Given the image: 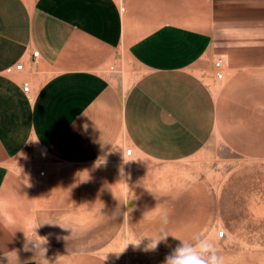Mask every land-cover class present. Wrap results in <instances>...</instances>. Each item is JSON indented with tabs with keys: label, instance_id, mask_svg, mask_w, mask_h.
<instances>
[{
	"label": "crops",
	"instance_id": "obj_1",
	"mask_svg": "<svg viewBox=\"0 0 264 264\" xmlns=\"http://www.w3.org/2000/svg\"><path fill=\"white\" fill-rule=\"evenodd\" d=\"M256 102L264 0H0V199L16 206L40 199L47 213L80 173L115 181L125 156L174 163L213 142L239 149Z\"/></svg>",
	"mask_w": 264,
	"mask_h": 264
},
{
	"label": "rangeland",
	"instance_id": "obj_2",
	"mask_svg": "<svg viewBox=\"0 0 264 264\" xmlns=\"http://www.w3.org/2000/svg\"><path fill=\"white\" fill-rule=\"evenodd\" d=\"M133 68L129 63L126 71ZM214 83L218 88L221 82ZM252 113L253 135L239 149L213 142L174 163H135L125 156L110 167L115 181L80 173L78 184H65L63 199L47 200L53 207L47 213L40 199L27 208L4 196L0 264H164L178 239L169 236L156 251L144 250L147 238L139 247L130 244L156 236L164 217L169 233L182 240L211 237L225 264H264V102ZM36 188L28 185V191Z\"/></svg>",
	"mask_w": 264,
	"mask_h": 264
},
{
	"label": "clouds",
	"instance_id": "obj_3",
	"mask_svg": "<svg viewBox=\"0 0 264 264\" xmlns=\"http://www.w3.org/2000/svg\"><path fill=\"white\" fill-rule=\"evenodd\" d=\"M38 141L39 138L29 142L38 143ZM167 223V217H164L163 224L156 236H144L139 241L130 244L139 247L141 242L147 238L148 243L145 245L144 250L156 251L160 243H167L168 237L172 236L173 238L178 239L180 244L176 246L168 256H166L164 264H225L224 257L219 255L218 249L211 237L204 235L203 233H198L194 234L191 240H182L178 236L169 233L164 226ZM60 227L62 226L60 225Z\"/></svg>",
	"mask_w": 264,
	"mask_h": 264
},
{
	"label": "built area",
	"instance_id": "obj_4",
	"mask_svg": "<svg viewBox=\"0 0 264 264\" xmlns=\"http://www.w3.org/2000/svg\"><path fill=\"white\" fill-rule=\"evenodd\" d=\"M32 57H33V63H35L37 57H38V51H33L32 52ZM223 58L219 57V56H216L213 60V77L215 80H222L223 77H224V72H223ZM22 70V63H19V64H15L14 66H8L6 69H5V72L6 73H13V72H16V71H20ZM29 90V85L27 82L23 83V91L24 92H28ZM131 154V149H126L125 150V155H130ZM44 170H40L38 172V174L40 176H43L44 175ZM219 237H222L223 235V232L222 231H219Z\"/></svg>",
	"mask_w": 264,
	"mask_h": 264
}]
</instances>
